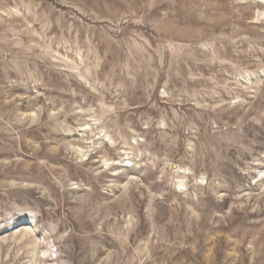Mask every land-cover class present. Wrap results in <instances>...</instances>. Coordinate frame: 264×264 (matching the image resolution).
I'll return each mask as SVG.
<instances>
[{"label": "rangeland", "instance_id": "obj_1", "mask_svg": "<svg viewBox=\"0 0 264 264\" xmlns=\"http://www.w3.org/2000/svg\"><path fill=\"white\" fill-rule=\"evenodd\" d=\"M0 264H264V0H0Z\"/></svg>", "mask_w": 264, "mask_h": 264}]
</instances>
